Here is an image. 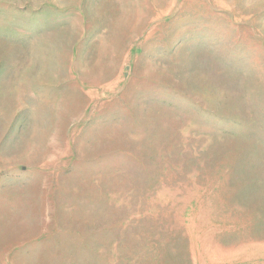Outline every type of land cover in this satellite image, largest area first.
<instances>
[{"label":"rangeland","instance_id":"rangeland-1","mask_svg":"<svg viewBox=\"0 0 264 264\" xmlns=\"http://www.w3.org/2000/svg\"><path fill=\"white\" fill-rule=\"evenodd\" d=\"M209 263L264 264V0H0V264Z\"/></svg>","mask_w":264,"mask_h":264},{"label":"bare ground","instance_id":"bare-ground-1","mask_svg":"<svg viewBox=\"0 0 264 264\" xmlns=\"http://www.w3.org/2000/svg\"><path fill=\"white\" fill-rule=\"evenodd\" d=\"M211 257V256H210ZM215 260V259H214ZM212 263V262H211ZM210 264V263H209Z\"/></svg>","mask_w":264,"mask_h":264}]
</instances>
